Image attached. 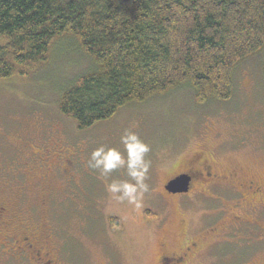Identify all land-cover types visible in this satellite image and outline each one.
<instances>
[{"label": "rangeland", "instance_id": "1", "mask_svg": "<svg viewBox=\"0 0 264 264\" xmlns=\"http://www.w3.org/2000/svg\"><path fill=\"white\" fill-rule=\"evenodd\" d=\"M263 58L260 52L235 67L234 92L227 101L199 105L192 88L185 85L131 103L111 119L79 130L60 113L58 100L91 61L78 52L72 37L54 40L46 60L35 70L0 79V201L9 202L13 215L26 218L34 234L51 233L45 241L55 248L59 264H154L163 239L169 238L173 248L179 243L175 232L180 201L168 199L167 211L160 196L165 178L190 151L210 148L214 171L225 177L236 175L226 184L238 186L256 178L264 185ZM125 129L136 132L151 148L145 157L151 162L144 181L149 190L140 208L126 200L118 203L106 191L113 179L130 180L125 169L102 177L88 166L91 152L101 145L126 156L120 143ZM44 163L55 165L50 172L54 191L50 200L43 198L39 188L27 194L23 183L29 179L28 169L39 172ZM70 177L75 184L69 188L64 181ZM69 191L76 192L72 202L65 198ZM210 193V223L206 224L210 229L214 223L225 226L219 235H210V264H264L260 233L245 228L224 236L235 222L233 215L241 221L250 219L246 206L236 207L235 195L224 185L210 187ZM42 200L48 203L43 205ZM182 201L195 198L185 196ZM146 210L151 212L148 217ZM18 257L7 252L0 255V264H28Z\"/></svg>", "mask_w": 264, "mask_h": 264}, {"label": "trees", "instance_id": "2", "mask_svg": "<svg viewBox=\"0 0 264 264\" xmlns=\"http://www.w3.org/2000/svg\"><path fill=\"white\" fill-rule=\"evenodd\" d=\"M68 37L91 64L58 109L86 130L180 86L199 105L230 99L235 67L264 53V0H0V79L32 72Z\"/></svg>", "mask_w": 264, "mask_h": 264}, {"label": "flooded vegetation", "instance_id": "3", "mask_svg": "<svg viewBox=\"0 0 264 264\" xmlns=\"http://www.w3.org/2000/svg\"><path fill=\"white\" fill-rule=\"evenodd\" d=\"M214 163L215 159L210 154V148L202 146L193 152L190 151L187 158L179 160L165 178L162 185L164 195L161 194L160 196L164 208L168 211V201H170L168 199L180 201L177 206L180 219L175 232L179 243H177V248H173L169 238L163 239L159 244V252L154 264H210V235H219L223 231L222 229L225 228V226L214 223L210 229V224H206L210 223V187L216 189V187L224 185L229 193H233V190L234 200H236L235 206L239 205L240 208H242V205L246 206L247 215H245L250 218L241 221L238 216L233 215L232 218L235 219V222L228 226L224 236H230L231 231H243L245 228H249L260 233L264 238V185L257 182L256 178L243 180L238 186L226 184V182L234 180L233 177H236V175L233 173L225 177L216 173ZM52 168L47 167L44 163L39 172L32 168L27 170V172H31L29 173V179L23 182L27 194L29 192L35 193L39 188L44 199H52L50 198L54 195V191L51 192L50 186ZM53 169L55 170V168ZM26 175H23V177H28L27 173ZM180 175H186L189 178L188 191L186 193H168L165 190V185ZM33 178L36 180L34 181ZM64 184L70 188L72 187L71 184H75V181L71 177L65 178ZM75 193L69 191L65 198L72 202L71 195ZM185 196L195 198V201L183 202L182 198ZM41 202L43 205L48 203L47 200ZM194 207L196 212L192 209L193 213H189V210ZM32 208H34L33 205L30 208L31 212ZM150 213V210H146L145 216H150ZM116 218L118 219V217ZM116 218H111V222H115ZM166 218L165 215L162 216L161 226ZM107 222H109V219ZM30 226L26 218L22 219L17 215H13L9 202L0 201V255L9 252L13 254V257L19 256V259L26 260L28 264H59L55 248L45 241L51 238V233L45 230L36 235ZM112 231L113 229L110 232ZM217 242L218 240L214 241L213 244Z\"/></svg>", "mask_w": 264, "mask_h": 264}, {"label": "clouds", "instance_id": "4", "mask_svg": "<svg viewBox=\"0 0 264 264\" xmlns=\"http://www.w3.org/2000/svg\"><path fill=\"white\" fill-rule=\"evenodd\" d=\"M120 143L126 156L116 148H106L101 145L91 152L88 166L98 170L102 177H107L119 169H125L130 180L113 179L106 185V191L116 202L122 203L126 200L135 208H140L143 195L149 190L144 181L151 162L145 157L151 148L136 132L129 129L124 130Z\"/></svg>", "mask_w": 264, "mask_h": 264}, {"label": "water", "instance_id": "5", "mask_svg": "<svg viewBox=\"0 0 264 264\" xmlns=\"http://www.w3.org/2000/svg\"><path fill=\"white\" fill-rule=\"evenodd\" d=\"M189 189V178L186 175H180L170 180L165 185V190L168 193H186Z\"/></svg>", "mask_w": 264, "mask_h": 264}]
</instances>
